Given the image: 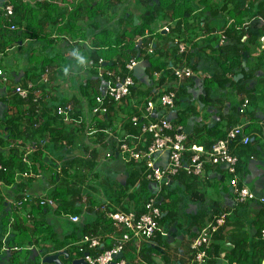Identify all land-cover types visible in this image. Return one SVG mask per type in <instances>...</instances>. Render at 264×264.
Wrapping results in <instances>:
<instances>
[{
  "label": "crops",
  "instance_id": "crops-1",
  "mask_svg": "<svg viewBox=\"0 0 264 264\" xmlns=\"http://www.w3.org/2000/svg\"><path fill=\"white\" fill-rule=\"evenodd\" d=\"M5 1L33 12H25L20 42L0 52V71L6 78L5 83L0 79V137L6 135V120L16 118L20 136L13 135L23 141L16 140L12 147L24 150L41 144L42 155L34 168L40 170L39 179L24 182L14 177L0 187V251L6 249L0 264H49L45 259L56 253L62 264H72L82 258L75 244L89 234L99 236L100 244L87 249L88 254L106 251L122 232L97 209L107 204L109 211L140 214L144 199L156 192L162 215L155 237L127 244V264H189L192 239L219 213L227 214V221L212 238L207 264H264V241L259 237L264 228V205L259 202L264 197V0ZM44 1L63 15L57 25L39 8ZM186 9L191 11L181 19ZM166 26L168 32L162 30ZM103 32L108 41L116 34L137 32L125 38L126 49L109 56L119 71L132 58L138 65L130 95L110 104L105 116H94L91 107L100 82L88 66H72L69 52L79 48L90 60ZM175 40L185 45L183 54ZM45 60L50 62L42 65ZM65 67L71 68L68 76ZM178 67L191 69L193 76L176 79L172 69ZM27 84L36 86L21 100L14 89ZM170 92L176 96L175 106L164 110L158 99ZM37 95L40 102L34 103ZM148 101L155 103L154 118L166 117L182 126L197 145L222 139L229 129L242 125L251 142L233 144L230 151L238 158V184L254 199L236 201L225 166H207L198 178L179 173L164 189L148 184L144 162H123L118 155L121 143L131 139L140 151L150 143L149 135H141L131 123L144 114ZM62 104L72 105L73 120L85 122L88 130L55 119V108ZM33 121L39 126H32ZM2 149L7 156L9 147ZM165 162L163 156L156 166ZM25 194L34 202L60 194L57 209L34 203L18 212L13 204ZM69 216L78 217V223H71Z\"/></svg>",
  "mask_w": 264,
  "mask_h": 264
},
{
  "label": "built area",
  "instance_id": "built-area-1",
  "mask_svg": "<svg viewBox=\"0 0 264 264\" xmlns=\"http://www.w3.org/2000/svg\"><path fill=\"white\" fill-rule=\"evenodd\" d=\"M13 9L14 7L7 1L0 3V22H6V25L4 26L3 24V27L9 32L17 30L16 25L13 23ZM162 30L168 32L169 28L166 26ZM174 43L178 48V53H184L186 49L185 45L177 40ZM7 52L9 50L5 51V53ZM149 52L151 53L150 48ZM137 65L138 61L136 59L129 60L126 65L127 74L121 75L116 74L115 71L106 69L104 61L101 59L97 64L89 61L88 67L95 72L97 79L101 81L100 93L94 97L91 107L93 115L105 116L108 110L107 107L110 104L119 103L130 95V91L135 84L131 73ZM45 73L47 74L48 71H45ZM172 74L178 80L193 76L192 70L187 67L174 68L172 69ZM0 79L3 83L6 82L2 71H0ZM32 88L33 85H28L27 88L17 86L14 89V94L20 99L26 100ZM175 97L173 92L164 94L158 99V103L164 110H172L175 106ZM33 102L37 103V99H33ZM248 103L247 99L243 102L239 110L241 115L244 114V109ZM54 114L64 123L74 122L77 125L83 124L84 127L86 125V130H88L85 122L81 123V121L73 120V110L70 104L57 106ZM155 114V103L148 101L144 114L141 117H133L131 119L132 125L138 128L141 135H149L150 143L144 151L138 150L137 143L131 139H127L121 143L118 146V155L123 162H144V178L149 182L157 184L160 188L166 189L170 188L172 179L179 173L183 172L188 176L198 178L204 175L207 166H225L227 173L231 177L229 185L236 201L244 204L254 199L253 193L246 186L238 184L236 173L238 158L230 151V146L233 144L246 146L251 142L250 137L245 134L242 125L232 127L226 132L224 138L215 140L209 149H205L201 145L189 143L182 126L172 124L166 117L154 118ZM35 126L37 127L38 123ZM262 138L264 141V125L262 128ZM24 151L26 155L23 163L27 165V168L22 173H17L15 177H19L24 182L30 179H39L41 177L40 170H34L29 163L34 147L26 146ZM163 156L166 157L165 165L161 167L156 166V162ZM57 170L60 172L61 168L58 167ZM0 171H3L1 165ZM1 186H3L2 182H0ZM259 202L264 204V197L260 198ZM34 203L52 211L56 210L58 206L57 202L50 197L41 198L34 202L26 194L15 201L13 205L19 212L31 207ZM103 205H101V211L106 213L105 215L111 222V226L114 229L123 230L124 233L114 240L110 249L95 256L88 254L86 248L88 250L97 249L100 244L99 236L84 235L75 244L77 251L82 255L86 264H127L124 258H117L118 255L123 254L127 244L132 242L138 245L142 241H148L155 237L158 221L161 216L157 199L155 197L149 198L144 205V212L140 215L135 212L109 211ZM26 218L30 220L31 214H26ZM68 219L71 223H78V217L76 216H69ZM226 219L227 214H217L200 229L190 243L192 257L189 264H207L212 238L225 227ZM259 237L260 240L264 241V228L260 231ZM5 250L0 251V255Z\"/></svg>",
  "mask_w": 264,
  "mask_h": 264
},
{
  "label": "trees",
  "instance_id": "trees-1",
  "mask_svg": "<svg viewBox=\"0 0 264 264\" xmlns=\"http://www.w3.org/2000/svg\"><path fill=\"white\" fill-rule=\"evenodd\" d=\"M146 3L149 4L150 2H146ZM41 5H43V6H41ZM41 5H38V6H39V8H42V9L45 10L44 14L49 18L50 23L53 24V25H57V22L59 21V19L63 18V15L62 14L60 15V14L56 13V7L54 5H52V4H49L46 1L42 2ZM49 8H50V10H49ZM28 9H29L28 7H24L21 4L19 5L18 8L14 6V9H13V11H14L13 23L17 27V30L15 32L7 31L5 29V27H3V24L5 26L6 22H4V23H3V21L0 22V52H2V54H3V52H5V48L7 46L20 42L21 37H22V35L20 33L21 27L23 26V23H27V19L25 17V12L30 14V16H31V14L33 12V9H29V10ZM190 11H191L190 9H186V11L184 13H182V15H181L182 18L181 19H184L185 17H187L189 15ZM175 15L176 14H173V16H175ZM149 21L150 20H148L147 23H149ZM233 28H234V26H233ZM242 29L243 28H239L237 30L241 31ZM139 33H143V32H139ZM135 35H137V32H135L133 35H130V36L128 34L126 35L125 33H122L120 35L116 34V35L113 36V39L108 41V33H106V32L101 33V36H99V38H101L100 43L94 44V48H96L98 50H94V51L89 53L91 55L89 61H92L94 64H97V62L101 59V60L104 61V67L106 69H108L110 71H115L116 74H121V75L127 74L126 65L128 64L129 60H131V59H129L126 63L122 64L123 68H122V70L119 71V69H117V67H119V66H117V64L114 61H111L110 58L112 56H109V55H111V53H112L113 56H114L115 54H117V51L122 50V49L123 50L126 49L127 46L125 45V47H124L125 38L128 37L129 39H131ZM105 59H107V60L110 59V60L106 61ZM132 59H136V58H132ZM48 62H50V60H45V61L42 62V65L47 64ZM133 72H134V70L132 71L131 76L134 79ZM224 72H225V74L227 73L226 70ZM98 81L100 82V85H101V81L100 80H98ZM27 85H25L26 88H27ZM100 85H99V90H100ZM35 86L33 85V88H35ZM99 93L100 92L98 91L97 95ZM32 100H33V98H32ZM39 102H40V98L38 97L37 98V103H39ZM108 108H109V106L107 107V109ZM35 114H36V112H35ZM56 118L59 119L58 117L55 116V119ZM17 120H16V118L6 120L5 125L7 126L8 129L6 131V135H4L3 137L0 138V165L3 168V171H0V182H2V184H10V183H12L15 175L17 173H22L27 168V165H25V163H23V159H24V157L26 155L25 151L21 150V146L18 149L12 147V145L15 146L17 144L15 142L16 140L23 141L22 138L15 137L13 135V133H14L16 136H20L19 135L20 125L17 122ZM35 125H36L35 121H33L32 126H35ZM40 125H41V122H40ZM38 126H39V121H38ZM188 142L196 144V142L191 141V140H188ZM212 143L205 144V145L201 144V146H203L205 149H209L210 146L212 145ZM6 146L9 147V153H8L7 156L4 155L5 151H4V149H2L3 147H6ZM32 147H34V151H33V153L30 156V162L29 163H30L32 168H36L37 167L36 165L38 164L37 161L40 158V156L42 155V153H41L42 152V148H41L40 145H37V144H34ZM185 175H187V174H185ZM190 177H193V176H190ZM147 182H148V184L150 183L149 181H147ZM164 189H166V188H164ZM57 195H60V194H57ZM56 196L53 195L50 198H52L54 201H56V199H57ZM158 196L159 195L157 194V192L156 193H152L149 196H147L144 199V201H143V204H142V207H141L142 208V212L140 214H142L144 212V205L147 202V200L149 198L155 197L157 199V203H158L159 209L161 210V215H162V203L160 202L161 197H158ZM104 205L107 208V204H104ZM40 208H42V207H40ZM101 208H102V206H100L97 210L100 211L101 213L106 214L104 211H101ZM140 214H138V215H140ZM160 218H161V216H160ZM226 221H227V219H226ZM121 232L124 233L123 230H121ZM122 233H121V235H122ZM89 235H91V234H89ZM259 236H260V233H259ZM1 249L2 248L0 247V250ZM87 251L88 250L86 248V252ZM257 264H261L260 260H257Z\"/></svg>",
  "mask_w": 264,
  "mask_h": 264
},
{
  "label": "clouds",
  "instance_id": "clouds-1",
  "mask_svg": "<svg viewBox=\"0 0 264 264\" xmlns=\"http://www.w3.org/2000/svg\"><path fill=\"white\" fill-rule=\"evenodd\" d=\"M69 55L72 58V61H71L72 66L79 68L81 70H85L87 68L88 63H89V59H88L87 55L82 50L74 47L70 50ZM63 71H64V74L66 76L71 74V68L70 67H65L63 69Z\"/></svg>",
  "mask_w": 264,
  "mask_h": 264
},
{
  "label": "water",
  "instance_id": "water-1",
  "mask_svg": "<svg viewBox=\"0 0 264 264\" xmlns=\"http://www.w3.org/2000/svg\"><path fill=\"white\" fill-rule=\"evenodd\" d=\"M3 1H5V0H0V3H2ZM62 254H64V253H62ZM59 256H60V253H56V254L49 255L45 259L44 262L49 263V264H62L59 261ZM117 258H123V254L118 255ZM72 264H86V263H85L84 259L81 258V259H77Z\"/></svg>",
  "mask_w": 264,
  "mask_h": 264
},
{
  "label": "rangeland",
  "instance_id": "rangeland-1",
  "mask_svg": "<svg viewBox=\"0 0 264 264\" xmlns=\"http://www.w3.org/2000/svg\"><path fill=\"white\" fill-rule=\"evenodd\" d=\"M36 36V35H35ZM101 36V35H100ZM37 37V36H36ZM9 89V88H8ZM62 105H66V104H62ZM58 106H61V105H58Z\"/></svg>",
  "mask_w": 264,
  "mask_h": 264
}]
</instances>
